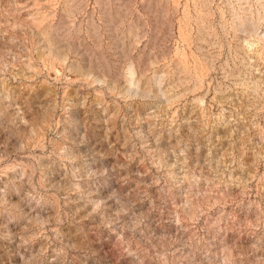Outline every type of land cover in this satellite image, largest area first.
I'll return each instance as SVG.
<instances>
[{"label":"rangeland","instance_id":"1","mask_svg":"<svg viewBox=\"0 0 264 264\" xmlns=\"http://www.w3.org/2000/svg\"><path fill=\"white\" fill-rule=\"evenodd\" d=\"M0 264H264V0H0Z\"/></svg>","mask_w":264,"mask_h":264}]
</instances>
